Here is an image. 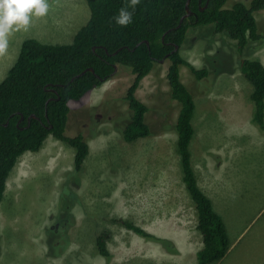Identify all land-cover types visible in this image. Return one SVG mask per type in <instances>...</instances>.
<instances>
[{"label":"rangeland","instance_id":"obj_1","mask_svg":"<svg viewBox=\"0 0 264 264\" xmlns=\"http://www.w3.org/2000/svg\"><path fill=\"white\" fill-rule=\"evenodd\" d=\"M237 1L242 0L226 6ZM46 2L44 16L31 17L27 28L8 34L7 47L0 51V83L25 40L69 45L90 19L86 0ZM255 16L264 33V10ZM235 44L225 35H213L211 26H199L191 28L180 50L195 68L221 71L199 81L187 67L180 69L196 103L190 151L202 184L222 172L205 168V155L212 166L215 157H223L222 165L228 160L219 179L223 183L216 186L217 180L210 187L215 195L220 188L212 202L231 242L218 264H264V142L259 140L264 133L255 137L244 127L254 112L252 85L240 71ZM244 58L264 63V42L250 43ZM168 66L166 60L157 63L136 92L150 108L149 137L132 143L122 138L121 129L131 117L125 96L135 76L117 66L101 86L69 103L65 134L82 133L90 147L81 173L73 172L74 148L52 136L40 152L21 156L0 204V264H197L196 252L203 243L195 204L182 180L175 129L180 105L170 95ZM228 148L245 153L234 152L228 159ZM161 207L163 213H145ZM119 218L156 233L177 251L141 238L114 221ZM103 232L111 233L109 260L97 253L96 238Z\"/></svg>","mask_w":264,"mask_h":264},{"label":"trees","instance_id":"obj_2","mask_svg":"<svg viewBox=\"0 0 264 264\" xmlns=\"http://www.w3.org/2000/svg\"><path fill=\"white\" fill-rule=\"evenodd\" d=\"M229 1L190 0L189 9L193 15L181 21L187 14L188 0H136L134 5L130 0H86L90 19L77 32L72 44L53 45L32 38L25 40L16 63L0 83V204L21 156L40 152L49 136L74 148L73 172H82L90 147L82 133L73 137L65 134L69 103L80 101L110 79L116 66L126 67L135 76L125 96L131 117L121 129L122 138L132 143L149 137L153 133L146 121L150 108L138 99L136 92L156 64L165 59L169 61L170 95L180 105L175 129L182 180L195 204L197 230L203 243L196 255L197 264L222 261L231 242L224 220L198 185L190 151L195 136L196 103L181 79L180 69L187 67L199 81L221 71L214 73L209 67L195 68L180 50L187 42L191 28L199 26H211L213 35H225L235 41L240 71L252 85V123L264 133V64L244 58L250 43L264 42V33L260 32L255 16L264 10V0L237 1L228 8ZM122 6L130 11L134 8L132 22L126 26L117 25L113 19ZM211 67H214L212 62ZM89 68H93L94 73L88 71ZM114 221L147 241L163 243L170 247V252L177 251L168 240L133 222L121 218ZM108 239H111V233L99 234L96 248L100 256L109 260L112 254L107 246ZM62 252L60 250L56 255Z\"/></svg>","mask_w":264,"mask_h":264},{"label":"clouds","instance_id":"obj_3","mask_svg":"<svg viewBox=\"0 0 264 264\" xmlns=\"http://www.w3.org/2000/svg\"><path fill=\"white\" fill-rule=\"evenodd\" d=\"M130 3L134 5L136 0H130ZM48 7L46 0H0V51L6 49L11 31L27 28L31 17L44 16ZM133 11L122 6L113 17L115 23L121 26L130 24Z\"/></svg>","mask_w":264,"mask_h":264},{"label":"crops","instance_id":"obj_4","mask_svg":"<svg viewBox=\"0 0 264 264\" xmlns=\"http://www.w3.org/2000/svg\"><path fill=\"white\" fill-rule=\"evenodd\" d=\"M263 63V62H262ZM264 64V63H263ZM194 117H195V114H194ZM194 117H193V119H194ZM241 123H243V122H241ZM246 126H248V129H249V131L250 130H253L251 133H252V135H254L255 137H260V133L262 134V132H260L259 131V129L252 123V117H251V120L249 121V123L248 124H246L244 127H246ZM253 128H255V129H253ZM195 134H196V131H195ZM250 134V133H249ZM195 137V136H194ZM194 139V138H193ZM259 140L261 141V142H264V134H262V136L259 138ZM229 149L230 148H228V159H229V156L230 155H234L235 153L234 152H238V153H240V154H243V153H245V150L244 149H239L238 151H235V150H232V151H229ZM210 152H211V150H210ZM208 154V153H207ZM216 159H217V161L214 163V165L212 166L211 165V162H212V160H211V158L210 157H208L207 158V156L205 155L204 157H203V165H204V167L205 168H207L209 171H211V172H215L218 168L222 171L220 174H219V176H218V178H216V179H212V181L211 180H206L203 184H202V182L197 178V180H198V185H199V187L203 190V192L212 200V198L213 197H216V195H217V193H218V190L220 189H218L217 191H216V195H215V191H212L211 189H210V187H212V186H214L215 185V182L217 181V183H216V186L217 185H220L221 183H223V182H221L219 179L220 178H223V172L225 171V170H227L228 168H226L227 167V163H228V160H226V163H224V165H222V162H223V157H215ZM194 167V166H193ZM223 168H225V170L223 169ZM194 170H195V168H194ZM196 171V170H195ZM239 175V174H238ZM197 176V175H196ZM247 179H249V178H247ZM223 185V184H222ZM221 185V186H222ZM214 205V204H213ZM148 211H152V212H154V211H157L159 214L160 213H163L162 212V207H161V209L159 208V209H152V208H147L146 209V211H145V213H147ZM156 216V215H155ZM154 217V216H153ZM164 216H159V218L160 219H162ZM148 232H151V231H149V230H147ZM152 234H156V233H153L152 232ZM108 244H109V242H107V246H108ZM109 248V247H108ZM180 251V254L181 255H183V252H185L183 249H181V250H179ZM198 252V251H197ZM197 252H196V254H197ZM188 253H192V251H189L188 250ZM196 257V256H195ZM197 259V258H196ZM221 262V261H220ZM220 262H218V263H220ZM183 263V261L181 262V264ZM217 263V264H218Z\"/></svg>","mask_w":264,"mask_h":264},{"label":"water","instance_id":"obj_5","mask_svg":"<svg viewBox=\"0 0 264 264\" xmlns=\"http://www.w3.org/2000/svg\"><path fill=\"white\" fill-rule=\"evenodd\" d=\"M189 2H190V0H188L187 5H186L187 14L182 18L181 21H183L184 18L193 15V12H191L190 9H189ZM207 6H208V2H207V4H206L205 8H206ZM205 8H204V9H205ZM202 10H203V9H202ZM179 26H180V25H179ZM146 43L148 44V41H146ZM176 49H178V47H176ZM94 50H95V48H94ZM119 50H120V49H119ZM117 52H119V51H117ZM164 61H165V59H164V60H161V63L164 62ZM88 71H91V72L94 73V69H93V68H89ZM116 71H117V66L115 67V73H116ZM85 72H86V71H85ZM85 72H83L82 74H84ZM79 76H80V75H79ZM50 100H51V99H50ZM50 100H49V101H50ZM47 104H48V102H47ZM32 117H35V116L32 115ZM22 119H23V117H21V120H22ZM29 121H30V118H29Z\"/></svg>","mask_w":264,"mask_h":264}]
</instances>
